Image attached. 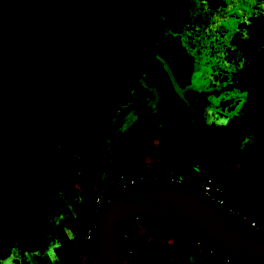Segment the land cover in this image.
Wrapping results in <instances>:
<instances>
[{
  "label": "rangeland",
  "instance_id": "obj_1",
  "mask_svg": "<svg viewBox=\"0 0 264 264\" xmlns=\"http://www.w3.org/2000/svg\"><path fill=\"white\" fill-rule=\"evenodd\" d=\"M37 1L53 13L58 25L72 31L75 26L74 32L92 38L100 54L112 62L116 78L107 96L90 112L87 133L77 139L53 132L52 146H30L26 156L37 168L25 180L28 188L17 190L5 184V191L0 192V264H31L30 244L40 231L46 229V235L67 231L59 219L74 218L89 175L98 170L99 158L107 157L113 171H128L129 156L115 157L119 143L135 128L143 134L145 161L160 156L173 162L178 167L175 173L185 184L194 182L197 189L202 178L210 175L239 205L257 215L264 209V159L256 155L264 149V140L255 133L242 137L241 146L249 161L231 160L232 152H224L226 158L224 154L220 158L212 156L216 146L212 130L236 115L252 95L247 80L249 66L238 48L241 40L252 37L247 23L264 13V0H174L181 16L150 44L144 43L136 23L125 11L129 5L124 0ZM153 1L145 0L146 8ZM19 5L20 0H0V41L23 29L18 19ZM167 35L176 40L175 53L192 65L182 84L157 53L158 44ZM145 52L164 65L179 93L192 91L187 122L181 130L167 126L158 98L140 84ZM6 146V140L0 139V150ZM185 164L191 169L182 170ZM99 177L97 183L107 181L105 174ZM140 216L137 224L143 234L138 236L133 228L129 230L137 252L136 264H199L200 260L204 264H239L209 253L206 245L198 244L184 229L176 238L165 237L163 217L148 213ZM260 237L264 240L263 235ZM93 244L96 254V241Z\"/></svg>",
  "mask_w": 264,
  "mask_h": 264
},
{
  "label": "trees",
  "instance_id": "obj_2",
  "mask_svg": "<svg viewBox=\"0 0 264 264\" xmlns=\"http://www.w3.org/2000/svg\"><path fill=\"white\" fill-rule=\"evenodd\" d=\"M124 1L129 5L125 11L136 23L145 44L155 41L168 25L178 21L182 13L174 0H154L150 8H146L145 0ZM18 10L23 29L0 41V139L7 142L4 151L0 150L1 193L5 191V184L17 190L28 188L25 180L36 171L35 162L26 156L30 146H52L53 132L60 131L77 139L87 133L93 107L107 96L112 80L116 78L112 62L100 54L95 41L74 32L75 26L72 31L58 25L53 13L39 1L20 0ZM167 19L173 20L167 22ZM247 27L252 37L241 40L238 50L249 66L247 80L252 95L236 115L212 130L216 139L213 158L232 152L231 160L249 161L241 146L242 137L255 133L264 140V13L252 18V22L248 20ZM175 41L167 35L158 44L157 53L182 84L188 79L192 65L175 53ZM145 53L140 84L158 98L167 126L181 130L187 122L192 91L187 89L183 94L179 93L164 65L151 60L149 52ZM142 141L141 129L135 128L119 143L116 151V159L129 156L132 173L146 169ZM256 155L264 159V149L258 150ZM223 157L226 158L225 154ZM96 164L98 170L90 173L86 192L74 209V218L59 219L65 229L77 232V241L82 248L86 247L85 224L95 222L93 194L104 183V180L97 183V179L100 174L106 176L115 172L107 157L99 158ZM182 169L186 171L191 166L185 164ZM258 217L264 226V209L258 212ZM165 219L164 236L178 237L183 228ZM91 255V263L96 264L95 246ZM71 261L79 262L77 258H63L61 264Z\"/></svg>",
  "mask_w": 264,
  "mask_h": 264
},
{
  "label": "water",
  "instance_id": "obj_3",
  "mask_svg": "<svg viewBox=\"0 0 264 264\" xmlns=\"http://www.w3.org/2000/svg\"><path fill=\"white\" fill-rule=\"evenodd\" d=\"M154 214L179 224L222 257L264 264V240L200 191L152 181L113 192L95 217L96 264H119L118 232L133 215Z\"/></svg>",
  "mask_w": 264,
  "mask_h": 264
},
{
  "label": "built area",
  "instance_id": "obj_4",
  "mask_svg": "<svg viewBox=\"0 0 264 264\" xmlns=\"http://www.w3.org/2000/svg\"><path fill=\"white\" fill-rule=\"evenodd\" d=\"M152 164V166L135 173L129 170H119L106 175L107 181L96 189L92 197L94 216H96L98 211L103 207L107 197L113 193V189L120 190L129 186H139L152 181H168L177 184H185L183 177L175 173L178 167L173 162L163 157L155 156ZM188 186L193 187L213 200L241 224L246 225L248 228L264 236V226L261 224L258 215L253 213L251 209L244 208L239 205L237 201L227 197L223 188L215 183L211 176L203 178L202 181L198 183V189L191 184ZM140 215L141 214H136L130 217L118 232V245L121 243L120 248L118 246L119 264H136L137 258L133 247L134 245L129 238V230L140 222ZM85 225L84 241L86 243V249L91 248L93 250L92 246L95 242V222ZM196 242L198 244L202 243L198 239ZM208 249L209 253H214L212 249ZM228 260L229 259L226 258L225 262H228Z\"/></svg>",
  "mask_w": 264,
  "mask_h": 264
},
{
  "label": "crops",
  "instance_id": "obj_5",
  "mask_svg": "<svg viewBox=\"0 0 264 264\" xmlns=\"http://www.w3.org/2000/svg\"><path fill=\"white\" fill-rule=\"evenodd\" d=\"M153 159L151 161H145L143 159L144 165L146 168L153 165L152 164ZM194 167L198 168V165L195 164ZM128 170H129V167H128ZM225 194L226 196H228L227 193ZM229 197L233 198L231 196ZM137 225H134L133 230L138 232L137 235L140 236L143 234L142 232L143 230H141L140 226L139 225L137 226ZM46 233H47L46 229H43L42 231H40L38 236L30 244V247H31L30 249L33 248V254L31 256V264H61V261L63 258H67L69 260L73 258H77L79 262L76 264H92L91 263V260H92L91 252H93V250L91 248L86 249V247L82 248L79 245L77 241L78 235L75 230L67 229V231L64 232L63 234H57V235L53 233L46 235ZM68 264H75V263L71 261ZM199 264H204V261L200 260ZM208 264H211V263H208Z\"/></svg>",
  "mask_w": 264,
  "mask_h": 264
},
{
  "label": "flooded vegetation",
  "instance_id": "obj_6",
  "mask_svg": "<svg viewBox=\"0 0 264 264\" xmlns=\"http://www.w3.org/2000/svg\"><path fill=\"white\" fill-rule=\"evenodd\" d=\"M136 258H137V256H136ZM225 260H226V258L224 257V262H225ZM230 260H228V262H229Z\"/></svg>",
  "mask_w": 264,
  "mask_h": 264
}]
</instances>
